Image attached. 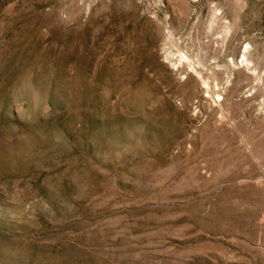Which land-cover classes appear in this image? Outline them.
Here are the masks:
<instances>
[{"label":"rangeland","instance_id":"rangeland-1","mask_svg":"<svg viewBox=\"0 0 264 264\" xmlns=\"http://www.w3.org/2000/svg\"><path fill=\"white\" fill-rule=\"evenodd\" d=\"M0 264H264V0H0Z\"/></svg>","mask_w":264,"mask_h":264}]
</instances>
